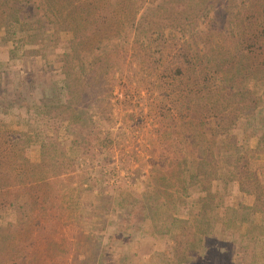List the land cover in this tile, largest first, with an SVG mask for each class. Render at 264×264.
Wrapping results in <instances>:
<instances>
[{
	"label": "trees",
	"instance_id": "1",
	"mask_svg": "<svg viewBox=\"0 0 264 264\" xmlns=\"http://www.w3.org/2000/svg\"><path fill=\"white\" fill-rule=\"evenodd\" d=\"M144 3L0 0V33L14 40L23 57L40 54L28 47L36 43L53 51L60 25L70 34L58 72L62 79L46 83L31 71H15L11 81L0 77V113L21 108L30 116L36 109L42 124L57 112L77 116L75 108L83 103L94 104L99 121L105 120V91L120 67L123 41L131 32L134 47L152 43L154 61L169 71L158 81L173 95L175 141L167 142L171 156L161 155L165 173L153 177L146 202L129 203L125 228L141 230L153 212L149 204L173 193L161 185L167 178L175 181L170 203L175 200L181 215L172 225L175 232L162 239L164 264H233L239 248L264 264V0H149L137 18ZM145 14L158 17L153 26L149 21L146 27ZM144 53L134 54L139 65L149 58ZM6 66L3 72L11 77ZM0 125L6 127L2 118ZM237 129L241 140L231 132ZM12 133L0 131V264H122L108 246L93 261L77 260L74 241L53 237L50 228L60 220L53 192L57 176L66 172L62 164L70 166L72 159L61 150L54 164L29 165L27 140L16 141ZM45 166L52 171L44 173Z\"/></svg>",
	"mask_w": 264,
	"mask_h": 264
},
{
	"label": "rangeland",
	"instance_id": "2",
	"mask_svg": "<svg viewBox=\"0 0 264 264\" xmlns=\"http://www.w3.org/2000/svg\"><path fill=\"white\" fill-rule=\"evenodd\" d=\"M148 1L145 0L137 18L145 13ZM175 1L187 3L193 0ZM147 15L143 22L148 24L150 21L153 26L158 17ZM146 27H150L149 24ZM58 31L61 38L53 51L36 43L28 47L41 49L40 54L27 58L19 55L21 50H15L18 46L14 40H5L0 33V62L4 65L0 66V77L11 81L15 71H31L46 83L62 79L63 75L59 77L58 72L63 63L61 59L65 58L62 56L65 40L70 34L65 26L60 25ZM133 35L130 32L127 42L123 41L120 67H115L118 70L114 80L105 91L109 93L104 104L105 120L99 121L100 114L92 103L88 108H84L83 103L78 104L79 108H75L78 115L72 117L67 112L55 113L56 109H53L51 113L55 115L44 119V125L39 124L40 119L35 117L36 109H32L30 116L25 115L21 108L0 113V120L2 118L6 125L5 128L0 125V131L11 130V137L16 141L27 140L24 153L29 165L47 164L49 161L54 164L55 156L61 150L65 152V159H72L70 166L62 164L66 172L57 176L59 183L54 188L52 200L60 204V220L50 231L58 242L63 238L74 241L77 260L83 257L93 261L105 254V246H108V251L114 252L122 264H164L161 252L165 248L164 238L175 232L172 225L175 217L181 215L175 200L170 203L175 199V181L164 178L161 185L173 193L163 197L158 204H149L148 209L153 212L147 211L149 218L141 230L124 226L128 223L126 217L131 206L146 202V193L154 185L153 177L165 173L160 164L161 155L171 156L167 142L175 141V134L170 130L175 124L173 95H168L171 88L166 90L158 81L162 75L166 79L165 73L169 71L162 70V64L154 61L158 54L153 55V46L151 49L149 46L152 43L145 44L143 49L134 47ZM144 52L149 54V58L146 57V61L139 65L134 54L146 55ZM5 65L10 68L11 77L3 72L7 70ZM56 85L63 97H67L68 93L62 89L61 83L56 82ZM261 92L263 99L260 106L264 108V87ZM35 101L36 105H41L39 100ZM95 124L97 126L91 132ZM33 129L36 131L32 132ZM231 132L239 140L242 139L241 130ZM251 145H255L254 138ZM62 160L58 158L59 164ZM50 171L52 167L45 166L43 172ZM120 227L125 230L122 232ZM115 228L121 232L118 237L115 236ZM73 258L71 254L70 260ZM233 264H255V259L248 248H239Z\"/></svg>",
	"mask_w": 264,
	"mask_h": 264
}]
</instances>
